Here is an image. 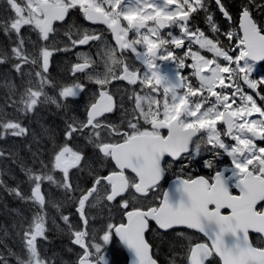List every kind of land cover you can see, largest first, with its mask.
Wrapping results in <instances>:
<instances>
[{
  "label": "snow or ice",
  "instance_id": "6c2138e0",
  "mask_svg": "<svg viewBox=\"0 0 264 264\" xmlns=\"http://www.w3.org/2000/svg\"><path fill=\"white\" fill-rule=\"evenodd\" d=\"M213 2L225 20L231 22L233 17L223 0H6L12 15L0 18V31L15 39L10 46L0 48V65L10 64L22 81L25 76L28 79L19 89L11 80L3 85L7 95L0 105V139L31 134L33 144L27 148L34 167L19 162L27 177L28 194L19 183L9 187L2 178L3 169L0 188L35 205L39 211L33 213L31 220L26 222L21 217L12 226L23 255L8 246L10 233L7 228H0L3 248L0 264H9L13 257L16 264H56L38 246V240H48L46 204L58 211L60 208L50 193L46 199L42 191L45 182L63 190L68 200L76 202L81 221L78 229L68 215L60 216L73 244L81 249L73 264H110L107 246L114 237L130 250L132 264H157L151 254L152 245L145 238L149 221H155L166 233L184 227L209 238L210 243L197 242L183 232L177 233L174 239L184 241L178 245L183 257L174 252L169 264H177L178 258L181 264H213L214 257H219L222 264H264V147L256 143L257 137L264 140V106L257 102L264 103L261 94L264 79H252L256 62L264 61V23L253 17V10L264 11V0H248L242 6L239 24L242 34L221 32L211 9ZM72 10H79L88 22L107 25L116 46L106 44L100 54L102 72L95 70L96 62L88 56L82 57V63L72 65L73 75L92 69L95 74L88 79L99 86L98 92L84 120L70 115L64 121L61 135L65 143H53L49 161L45 163L41 139L53 140L55 130L42 128L38 137L24 126L21 118L34 114L41 104L67 109L69 98L78 97L85 88L82 83H74L60 88L59 99L48 95L45 88L56 87L48 78L50 58L56 51H69L90 41L104 43L102 33L69 25L63 33L65 47L56 46L54 24L66 22ZM201 15L208 32L197 23ZM25 26L36 32L40 42L39 47L31 42V52L25 47L21 33ZM172 26L179 28L178 35L171 31L160 34L161 29ZM130 32L134 37L131 40ZM220 35L226 37L228 45L220 40ZM234 37L239 48L235 56L230 55ZM137 45H143L144 50L138 51ZM125 49L142 62L143 73L123 59ZM178 49H183L182 55L177 54ZM205 50L212 54L211 58L201 54ZM188 59L191 64L186 63ZM158 61H172L175 68L165 71ZM25 66L32 70L25 72ZM185 68L193 69L191 75L198 78L197 84L182 74ZM114 81L139 85L140 91L134 87L127 95L130 107H125L124 96L117 102L109 91ZM242 85L260 91L245 92ZM117 109L122 113L120 122H107L106 114ZM254 113L261 119H250ZM218 124L225 126L223 131ZM163 129L167 130L166 135ZM224 136L236 143L226 144ZM79 137H84L87 145L95 149V156L89 157L84 148L70 145V141ZM202 146L213 154V159L205 161L206 167H214L215 158L221 155L219 150L232 157L233 167L217 170L211 180L203 176L177 177L173 187L157 195L167 171L162 163L164 157L179 162L193 151L199 155ZM9 159L15 163L20 158L0 149V160ZM106 161L113 162L114 170L107 175L96 174V165ZM74 169L88 170L93 177L91 187L81 189L74 183L71 175ZM229 171L231 174L226 175ZM56 172L60 173V179H56ZM233 187L239 190L238 194H234ZM152 198L157 202L150 203ZM86 207L89 212L107 211L109 222L99 230H90L89 219L96 217L86 214ZM113 209L122 215L124 222H110ZM98 231L102 234L97 235ZM253 233L258 236L255 242Z\"/></svg>",
  "mask_w": 264,
  "mask_h": 264
},
{
  "label": "flooded vegetation",
  "instance_id": "af4514ba",
  "mask_svg": "<svg viewBox=\"0 0 264 264\" xmlns=\"http://www.w3.org/2000/svg\"><path fill=\"white\" fill-rule=\"evenodd\" d=\"M226 8L229 10L231 15L235 17L236 25L234 27L229 26H222L223 32L227 31H234V32H240L239 23H240V11L242 6L248 3V0H223ZM211 9L215 13V19L218 24L222 22L224 17L219 12V10L216 8L215 3L213 2L211 4ZM253 17L259 21V18L264 17V11H257L254 10ZM126 23V22H124ZM197 23L200 25V27L205 31L208 32V28L205 25L203 21V15H201L197 19ZM73 25L76 27H82L88 29L90 32H97L102 33L104 37V43H101L99 41H90L89 44L79 46L76 48H72L69 51H66V58L61 60V64L66 65V69L63 73L60 74L62 86H71L74 83H82L85 85L84 90L80 93L78 97L75 98H69V107L67 110H70V113H68V117L74 116L78 120H84L86 118V111L90 103L94 102L95 95L98 92V85L94 84L88 79L89 75H94L95 73L92 71V69L87 70L86 72H76L75 75H73L71 71L72 65L76 63H82V57L88 56L91 61H95L96 63L93 65L96 71L102 72L103 64L101 63V55L105 45L115 47L116 46V40L113 34L107 29V25H104L102 23H92L88 22L84 19L82 13L79 10H72L69 14V17H66V22H56L54 24V27L57 29V35L55 36V44L57 47L63 49L66 44L65 37L63 33L67 31L68 26ZM149 26H151V22H149ZM27 27V26H25ZM173 29H175L177 32L174 33V35H178L180 30L179 28L172 26V27H166L164 29H161L160 34L165 35L168 31L173 32ZM143 31V30H142ZM75 38V36L73 37ZM133 34L130 32L128 39H133ZM52 38L50 37V41ZM222 42L225 45H228L229 42L226 39V37L222 36ZM238 44V40L234 37L233 41L231 43L232 51H230V55H238L239 54V48L236 46ZM195 47L198 46H194ZM138 51H143L144 46L143 45H137ZM125 55L123 59L128 62L130 65H134L136 68H139L141 73L145 70V66L142 64V62L138 61L135 57V54L131 51L125 49L124 50ZM58 53V52H57ZM183 49H178L177 54L182 55ZM79 54V57H78ZM68 58V59H67ZM191 60L188 59L186 63L191 64ZM158 63L164 65L165 71L174 70L175 65L172 61H158ZM243 63V62H241ZM183 75L189 76V78L192 80L193 84L198 83V78L192 76L193 69L191 68H185L181 70ZM252 79H264V61L263 63L255 64V71L252 74ZM135 87L136 91H140L139 85L137 86H131L126 81H114L111 85H109V91L113 94L114 98L117 99V102H119L120 96H124L125 98V107H130V104L127 102V95L130 94ZM245 92L252 93L254 91H260V90H252L247 87V85H242ZM219 90V89H218ZM143 94V93H142ZM261 94H264V91H261ZM239 103V100L237 101ZM258 104H261V106H264V103H261L259 100H257ZM107 116V122L111 123H119L120 117L122 116V113L117 109L112 114H106ZM250 119H261L258 113H254ZM51 129L55 130V138L52 140L53 142H57L60 144L65 143L64 139L61 135V130L64 127V123L55 122L51 123L49 125ZM218 129L223 131V128L225 127L222 124L217 125ZM163 134H167V130L163 129L161 130ZM224 139V142L226 144H235L236 141L232 140L231 137L224 136L222 137ZM71 146L73 147H81L86 149V152L88 153L89 157H93L96 155L95 149L92 148L91 145H87L86 139L84 137L75 138L73 141L69 142ZM256 143L259 146L264 147V140L256 138ZM221 152V155L219 157H216L214 160V167L208 168L205 166V161L209 159H213V154L209 151H205L201 149V152L199 155H196L194 151L191 155H185L182 157V159L177 162L170 156H165L162 163L167 168V171L165 172L164 178L160 181V187L158 189L157 195H162L163 192L168 191L169 188L174 186V182L177 180V177H180L182 179H188L191 178H197L199 176H203L206 179L211 180V178L215 175V172L217 170H223L224 168L231 169L233 167L231 161L232 157L229 156L227 153L223 152V150H219ZM171 164V167L168 168L167 166ZM186 165V166H185ZM98 175H107L109 171L114 170V164L111 161H106L103 165L97 164L96 165ZM82 174H86L88 179H84ZM131 175V173H128ZM231 172H227L226 175H230ZM72 179L74 183L84 185L85 183L90 184L91 187V180L92 176L89 175L88 170L84 169L82 171H76L75 169L72 170ZM234 194H238L239 190L234 188L232 189ZM48 197V194L46 195ZM150 203H156L157 201L152 198L149 201ZM60 208L59 211L54 208L50 207V205L46 204V210L47 212V223L52 224V229L50 230L53 234L51 238H48L49 244L53 246L52 250L47 251V256L52 257L55 262H60L62 264V260L64 261V264H73V262L77 258V254L81 251L80 247L78 245L73 244L72 238L67 233L66 226L64 222L60 219L61 214L68 215L70 218V222L74 226V228H79L81 221L78 212L76 211L77 206L70 205V203H62L59 202ZM88 210V209H86ZM51 215L49 212H51ZM96 213L101 212L98 209H94ZM105 212V211H103ZM87 214V213H86ZM112 220L110 222L112 223H119L124 222V219L122 215L116 210L113 209L112 213ZM54 216V218H52ZM53 220H55V224H53ZM106 222L108 221V216L106 214H102L100 218L97 219V221H89V229L95 228L99 230ZM61 228L63 231H61L60 236L58 235V231ZM54 230H57L55 232ZM183 232L185 236L193 238L197 242H209V238L204 236L203 233L198 232L197 230L193 229H187L184 227L177 228L175 231L168 230L166 233L164 230H160L158 228V225H156L155 221H149V229L145 233V238L148 240V242L152 245V256L155 260H157V264H169L170 260L173 258V253H179L180 257H183V251L178 246L182 244L184 241L182 239H174L177 237V233ZM99 231L97 232V235H101ZM254 242L258 240V236L256 234H251ZM59 237V239H58ZM61 244V247L59 246ZM66 246L67 250H63V247ZM175 246V247H174ZM55 254V255H53ZM110 264H129L130 259L129 255L127 254L125 248L120 243L119 239L114 237L113 241L107 246V253H106ZM177 264H181L180 259H177ZM213 264H222L219 257L213 258Z\"/></svg>",
  "mask_w": 264,
  "mask_h": 264
},
{
  "label": "trees",
  "instance_id": "16d2710c",
  "mask_svg": "<svg viewBox=\"0 0 264 264\" xmlns=\"http://www.w3.org/2000/svg\"><path fill=\"white\" fill-rule=\"evenodd\" d=\"M5 8H7L5 4V0H0V18L9 16L8 13L7 15L6 14L4 15V13H6ZM11 40H13V37L10 38L9 36H6L2 31H0V48L10 46ZM65 69H66V65L61 64V63H58V65H56V61L55 59H53L51 71L55 70L56 77L60 76V74L65 71ZM27 79L28 77L25 76L23 83ZM17 83H19L18 79H17ZM20 87L21 86H19V88ZM6 95H7V89L3 86L2 82H0V105L3 104V100ZM8 111L11 112V109L9 108ZM44 111H45V114H44L45 118L39 119L38 121H33L31 119V114H29L26 119H24V117L21 118L23 120L24 126L29 124L27 125V127H29L35 133L37 130L36 134L38 137L41 136V130L39 128V125L41 123L46 122L45 124L49 126L50 123L53 124L59 121L57 119L58 118L57 114H54V111L52 109L48 107H44L42 112ZM39 121L40 123H37ZM50 141L51 140H48L47 138H42L41 145H40L45 153L42 159H44V161L47 163L49 161V153L53 147V144ZM29 144H33V137L31 134L27 137L8 136L4 139H0V149H6L10 153H16L18 157L20 158L15 163L11 159L0 160V169H3L5 172V175L2 178L4 179L5 183L9 187H15L19 183L22 190L25 192V194H28L29 185L27 183V177L25 176L24 172L21 171V168L19 167V162L20 160H22L27 164V166L34 167L32 159H31V153H29L28 148H27V145ZM35 150H36V147L35 145H33L32 151L34 152ZM27 204H30V203L21 201L15 196H12L9 193H7L3 188H0V228L8 229L10 233V238L6 241V243L17 254L20 253V250L22 252L23 248H22L19 238L15 236V230L13 229L12 226L19 219H21L22 209ZM15 243L18 244L20 248H18L15 245ZM0 251H3L2 247H0ZM9 264H16L14 257L9 260Z\"/></svg>",
  "mask_w": 264,
  "mask_h": 264
},
{
  "label": "rangeland",
  "instance_id": "374dc122",
  "mask_svg": "<svg viewBox=\"0 0 264 264\" xmlns=\"http://www.w3.org/2000/svg\"><path fill=\"white\" fill-rule=\"evenodd\" d=\"M18 2H20V0H18ZM5 11H6V13H4V15L6 14L7 15V13H8V15L9 16H11L12 15V12L11 11H9V9H7V8H5ZM8 11V12H7ZM29 33V32H28ZM24 37H25V41H26V43H25V47L26 48H28V50L31 52V51H33V48H32V43L31 42H35L36 43V46L37 47H39L40 46V42L38 41H35V40H38V38H36V39H33V37L31 36H28V35H26L25 33L24 34H22ZM63 52V53H62ZM62 52H60L57 56H56V58H54L55 59V61H56V65H58V63H61V60L62 59H65L66 58V51H62ZM205 53L208 55V57L209 58H211V53H208L206 50H205ZM202 55H203V53H201ZM68 59V58H67ZM53 63V60H52V57L50 58V66H49V70H48V78L50 79V80H52L53 81V83L56 85V87L55 88H52V87H47V88H45V91L48 93V95H50V96H53V97H57V98H59L58 96H57V93L59 92V90H60V86H59V84H62V82H61V77L60 76H58V77H56L55 76V70H53V71H51V64ZM32 69L29 67V66H25V68H24V71H26V72H28V71H31ZM19 80V83H17V79ZM7 80H11V81H13L16 85H17V87H18V89H19V86H21L22 84H23V81L21 80V78L18 76V74L17 73H15L14 71H12L11 70V65L10 64H8V65H0V82H2V84L4 85V83H5V81H7ZM69 100L67 101V104L69 105ZM49 107V104H41V105H39L38 106V108H37V110H36V112L34 113V114H31V119L33 120V121H38L39 119H44L45 118V111L44 112H42V110L44 109V107ZM65 111H67V109H65ZM47 116V115H46ZM27 117H24V119H26ZM28 123V122H27ZM37 123H40V121L39 122H37ZM46 122H43V123H41L40 125H39V128H40V130L42 129V128H49V127H47V125L45 124ZM27 125H29V124H27ZM27 125H26V127H27ZM36 133H37V130H36ZM39 135V134H38ZM45 188H46V190L47 191H49V193L50 194H52V193H54V192H51L50 191V189H51V184H49L48 182H45ZM44 190V184L42 185V191ZM63 191V190H62ZM53 199V198H52ZM91 199V198H90ZM55 201V200H54ZM58 201H56V203H57ZM32 206L34 207V209H36L35 208V205H33L32 204ZM51 206V205H50ZM37 211H39V209L37 208ZM36 210L34 211V213L35 212H37ZM47 212H48V210H46ZM94 212V211H93ZM49 214L51 215V212H49ZM102 214H106L107 216H108V212L107 211H105V212H98V213H96V212H94V214L92 215V216H94V217H96V219H98V218H100V216L102 215ZM91 216V217H92ZM95 219V220H96ZM89 221H91V222H93L94 220H92L91 218L89 219ZM46 227H47V229H48V231L46 232V235L48 236V238H51V236L53 235L52 233H51V229H52V224L51 223H47L46 224ZM50 229V230H49ZM59 229V231H58V235L60 236V232H61V228H58ZM55 232H57V230H54ZM58 239H59V237H58ZM38 246L39 247H41L43 250H48L47 248H48V243L47 242H45V240H38ZM60 247H61V244L59 245ZM63 250H67V248H66V246H64L63 247ZM20 255H23L24 253L23 252H21V250H20V253H19ZM56 264H60V262H57ZM62 264H64V261L62 260Z\"/></svg>",
  "mask_w": 264,
  "mask_h": 264
},
{
  "label": "water",
  "instance_id": "95a60500",
  "mask_svg": "<svg viewBox=\"0 0 264 264\" xmlns=\"http://www.w3.org/2000/svg\"><path fill=\"white\" fill-rule=\"evenodd\" d=\"M241 31H242V30H241ZM257 62H262V61H257ZM123 247L125 248V250L127 251L128 255L130 256V258H131V264H132V261H133L132 253H131L130 250L127 249L124 245H123Z\"/></svg>",
  "mask_w": 264,
  "mask_h": 264
},
{
  "label": "bare ground",
  "instance_id": "6f19581e",
  "mask_svg": "<svg viewBox=\"0 0 264 264\" xmlns=\"http://www.w3.org/2000/svg\"><path fill=\"white\" fill-rule=\"evenodd\" d=\"M3 212V211H2ZM9 220V219H8ZM5 222V221H4Z\"/></svg>",
  "mask_w": 264,
  "mask_h": 264
}]
</instances>
